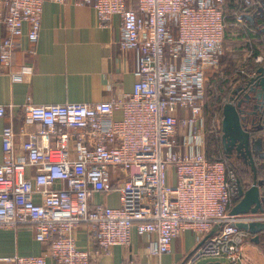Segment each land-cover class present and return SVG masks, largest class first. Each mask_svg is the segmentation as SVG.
Segmentation results:
<instances>
[{"label": "built area", "instance_id": "built-area-1", "mask_svg": "<svg viewBox=\"0 0 264 264\" xmlns=\"http://www.w3.org/2000/svg\"><path fill=\"white\" fill-rule=\"evenodd\" d=\"M45 1L0 0V23L8 31L0 45L3 67L13 65L26 23L30 42L38 41ZM73 2L93 6L103 26L120 17L119 47L135 52L138 80L116 100L27 103L26 119L36 128L4 127L0 228L33 225L36 238L48 244L44 254L12 260L48 264L50 256L57 264H99L114 246L130 248L134 228L156 236L148 250L161 256L192 229L202 240L185 264L204 258L238 264L251 235L238 222L264 221V213L231 214L236 172L208 157L206 88L225 51L228 0H138L137 9L127 0ZM236 18L243 22L245 13ZM254 60L261 64L264 56ZM240 74L253 77L256 69L243 67ZM7 113L0 104V117ZM213 125L222 126L218 113ZM114 190L120 206L94 199ZM80 226L95 247L78 245ZM126 264H139L132 251Z\"/></svg>", "mask_w": 264, "mask_h": 264}, {"label": "crops", "instance_id": "crops-1", "mask_svg": "<svg viewBox=\"0 0 264 264\" xmlns=\"http://www.w3.org/2000/svg\"><path fill=\"white\" fill-rule=\"evenodd\" d=\"M242 1L228 0L234 15L232 12L230 23L227 19L231 29L226 32L225 51L215 72L223 74L224 69L229 70L243 60L244 64L253 62L254 49L249 50L248 45L251 48L258 46L264 56L263 21L253 23L245 17L243 22H238L235 6H241ZM127 2L135 9L139 6L138 0ZM29 30L30 26L26 23L24 33L18 38L13 65L5 68L0 62V104L8 108V113L0 117V162L3 160L2 131L6 125L12 124L17 132L23 127L33 131L37 126L26 119L25 104L116 100L131 94L138 80L135 52L122 51L119 47L121 19L118 15L108 26H103L97 10L91 5H77L73 0L64 4L46 0L40 35L35 44L28 38ZM7 33L6 25L0 23V45ZM237 76L231 79L229 87L236 85L234 79ZM117 116H120L119 112ZM16 139L19 143L21 135ZM22 155L20 153L19 158H23ZM259 162L264 169V161ZM29 173H32L31 169ZM35 199L40 201L41 195L36 194ZM94 199L114 207L121 204L118 190L107 195L97 194ZM234 200L233 205L239 201L238 196ZM76 235L81 248L95 247L86 226H80ZM155 238L154 234L141 235L134 228L130 248L114 246L102 256L99 264H126L130 251L139 264H185L202 240V236L189 229L173 240L170 253L154 256L149 252L148 245ZM47 249L48 244L36 238V227L33 225L0 228V264H15L12 258L17 255L44 254ZM47 261L48 264H57L50 256ZM220 261L225 262L219 259L206 264ZM238 264H264V242H256L251 233L243 245V257Z\"/></svg>", "mask_w": 264, "mask_h": 264}, {"label": "water", "instance_id": "water-1", "mask_svg": "<svg viewBox=\"0 0 264 264\" xmlns=\"http://www.w3.org/2000/svg\"><path fill=\"white\" fill-rule=\"evenodd\" d=\"M264 5V0H260ZM259 7V3L256 2ZM261 7V6H260ZM256 14L264 18V10ZM255 23L253 16L246 15ZM264 31V27L262 29ZM243 82L232 85L229 100L223 104L222 109V130L223 142L226 150L237 147L238 154L243 157L252 171V180L244 184L238 177L239 201L232 207L231 214H258L264 213V179L259 177V169L262 165L257 160L264 158L263 138L254 136L258 130L249 129L243 122L245 115H250L253 108V100H260L264 97V64L256 69L253 77H243ZM255 107V104H254ZM241 229L254 234L256 242H264V221L238 222ZM211 264H237L213 262Z\"/></svg>", "mask_w": 264, "mask_h": 264}, {"label": "trees", "instance_id": "trees-1", "mask_svg": "<svg viewBox=\"0 0 264 264\" xmlns=\"http://www.w3.org/2000/svg\"><path fill=\"white\" fill-rule=\"evenodd\" d=\"M257 0H244L242 1L241 6H235V11H240L245 13L246 15H251L253 16L255 22H262L264 18H259L257 16V10L258 6L256 4ZM251 9V10H250ZM250 10V11H249ZM249 12V13H248ZM228 17V15H227ZM226 17V22L227 18ZM247 18V17H246ZM250 20V19H249ZM252 22V20H250ZM228 24V23H227ZM255 25V24H254ZM228 27V25H227ZM226 39V38H225ZM254 48H251L250 45H248L249 50L254 49L253 51V62L244 64V60L238 64H234L229 68V70H223V74L221 72H211L208 74L209 76V81L207 83V97H206V108H205V114L207 118V151H208V157L210 160H215V159H223L227 162L228 167L230 168V165L228 163V160L225 156L223 145H222V126L213 125V120L215 119L216 113L222 117V109H223V104L229 100L230 96V89L231 87H227L229 83L231 82V79L234 78L235 75H238L236 79H234L236 84H239L243 82L245 79H243L244 76L240 74L241 68L245 66L246 68H251V69H257L259 65L257 64L254 60V58L261 54V49L258 48V46L253 45ZM264 64V63H263ZM247 65V66H246ZM263 138V145H264V128L257 134V137ZM264 150V149H263ZM261 160L264 161V158ZM259 160H257L258 162ZM257 164H260L259 162ZM247 178H245V175L239 176L243 180L244 184H249L250 181L252 180V174L250 172H247ZM264 179V169L260 168L259 169V177Z\"/></svg>", "mask_w": 264, "mask_h": 264}, {"label": "flooded vegetation", "instance_id": "flooded-vegetation-1", "mask_svg": "<svg viewBox=\"0 0 264 264\" xmlns=\"http://www.w3.org/2000/svg\"><path fill=\"white\" fill-rule=\"evenodd\" d=\"M257 2L261 6V7L260 6L258 7L257 14H260L262 12L261 10H264V5L260 0H257ZM261 25L263 28L264 27V20L261 23ZM252 104H253L252 113L250 115H245L243 122L246 124V126L249 129L256 128L258 130V132L256 134L254 133V136L257 137V134H259V132L264 128V97H262V99H260V100H257V99L253 100ZM254 104H255V107H254ZM223 135H224V133L222 134V139H223ZM222 145H223L224 153H225L227 160L230 161L234 157H236V158L242 159L244 161L243 157L238 154L237 147L230 148L229 150H226L223 140H222Z\"/></svg>", "mask_w": 264, "mask_h": 264}, {"label": "rangeland", "instance_id": "rangeland-1", "mask_svg": "<svg viewBox=\"0 0 264 264\" xmlns=\"http://www.w3.org/2000/svg\"><path fill=\"white\" fill-rule=\"evenodd\" d=\"M236 1V0H235ZM230 6V2L227 4V9H226V12H227V15H228V20H229V23L231 22V20H232V17H231V14H232V12H233V15H234V11H232L231 10V8L229 7ZM228 20H227V23H228ZM227 24V25H229L227 28V33H228V31L231 29V26H230V24ZM223 58V57H222ZM227 87H229L228 85H227ZM208 149V148H207ZM259 161H261V159H259ZM258 161V162H259ZM257 162V163H258ZM228 163H229V165H230V168L231 169H233V170H235V172H236V175H237V177H239V176H244L245 175V178H247L248 176H247V172H250L251 174H252V171H251V168L248 166V164H246L242 159H238V158H236V157H234L232 160H228ZM260 163V162H259ZM219 259H216V258H212V259H209V258H204L203 260H201L199 263H197V264H203V263H210V262H212V261H218ZM223 261H225L226 262V260H223ZM224 262V263H225Z\"/></svg>", "mask_w": 264, "mask_h": 264}]
</instances>
